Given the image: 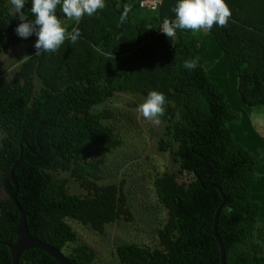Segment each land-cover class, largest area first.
<instances>
[{
	"label": "trees",
	"instance_id": "trees-1",
	"mask_svg": "<svg viewBox=\"0 0 264 264\" xmlns=\"http://www.w3.org/2000/svg\"><path fill=\"white\" fill-rule=\"evenodd\" d=\"M31 3L25 0L22 10L28 21L35 19ZM104 3L67 28H79L75 43L66 39L57 51L36 54V35L19 37V15L0 0V55L22 45L29 56L0 80V186L6 194L0 200V264H12L6 245L16 243L20 222L9 176L17 163L12 176L31 236L72 264L94 263L91 249L73 245L76 234L66 220L103 233L106 225L131 219L121 184H98V159L120 141L105 123L109 113L95 108L118 93L146 98L150 91L166 98L159 150L178 169L153 182L168 212L158 246L119 245L120 263L220 264L211 233L222 202L210 188L215 185L226 197L217 223L226 264H264V138L250 117L254 107L264 109V0H225L231 10L226 27L214 24L207 33L177 29L172 38L160 29L164 19L175 18L177 0H162L149 19L136 0ZM125 6L130 11L121 23ZM56 15L65 18L60 6ZM110 53L113 58L105 55ZM194 58L195 69L183 67ZM59 172L85 194L68 193V179ZM19 264L58 263L34 249L23 252Z\"/></svg>",
	"mask_w": 264,
	"mask_h": 264
},
{
	"label": "rangeland",
	"instance_id": "rangeland-1",
	"mask_svg": "<svg viewBox=\"0 0 264 264\" xmlns=\"http://www.w3.org/2000/svg\"><path fill=\"white\" fill-rule=\"evenodd\" d=\"M3 1L13 13L10 0ZM141 10L138 9V12L146 19L154 16L151 11ZM61 23L67 29L74 21L65 17ZM26 55L27 47L22 45L1 54L0 80L14 75ZM35 84L37 91L40 83L36 80ZM144 99L142 96L118 93L95 108L96 111L106 110L109 113L110 117L105 123L114 130L120 141L115 151L98 159V184H121L131 219L106 225L103 233L78 221L66 220L76 234L73 245L84 244L94 252L93 264H121L115 250L123 244L154 249L159 243L157 233L167 220L168 212L159 204L153 182L158 176L176 172L178 165L169 153L159 150V140L164 138L167 124L163 117H160L161 123L155 125L138 112V106ZM250 117L255 131L264 138V109L254 107ZM3 137L4 133L0 131V141ZM58 177L68 179V193L77 196L85 194L68 173L59 172ZM186 179L178 178L179 182ZM4 198L6 194L0 186V200Z\"/></svg>",
	"mask_w": 264,
	"mask_h": 264
},
{
	"label": "clouds",
	"instance_id": "clouds-1",
	"mask_svg": "<svg viewBox=\"0 0 264 264\" xmlns=\"http://www.w3.org/2000/svg\"><path fill=\"white\" fill-rule=\"evenodd\" d=\"M10 4L13 7L12 14H18L22 21L14 31L24 39L33 33L36 35L37 39L34 44L36 54L55 52L66 39L75 43L80 36L78 27H73L71 33L67 32L66 26L57 18V6H60V10L68 20L74 21L77 25L85 15L92 16L98 9L105 7L104 0H32L30 11L35 19L28 21L22 11L25 0H10ZM129 11L130 8L125 6L120 16L121 23L126 20ZM171 11L175 13V18L164 19L160 29L167 38L175 37L177 29L194 32L203 30L207 33L214 24L226 27L231 17V10L225 0H177ZM96 50L100 51L98 47ZM105 55L113 58L112 53ZM28 57L25 56L24 59ZM197 65L198 58L183 62V67L186 69H195ZM165 103L166 98L163 93L150 91L139 104L138 112L143 118L159 125L160 117L164 114Z\"/></svg>",
	"mask_w": 264,
	"mask_h": 264
},
{
	"label": "water",
	"instance_id": "water-1",
	"mask_svg": "<svg viewBox=\"0 0 264 264\" xmlns=\"http://www.w3.org/2000/svg\"><path fill=\"white\" fill-rule=\"evenodd\" d=\"M19 163H17L10 171L9 176H10V180L12 182V185L14 186V191L12 192V201L19 213L20 216V222L17 226L16 229V243L15 244H7V248L10 252L11 255V259H12V264H19V260L20 257L22 255L23 252L28 251V250H41L42 252H44L45 254H47L48 256H50L51 258H53L58 264H72V262L70 260H68L67 257H65L58 249L50 246L47 243H44L42 241H40L39 239L31 236V234L29 233L27 224H26V212H24L23 208L21 207V205L19 204V202L17 201V192H18V185L16 184L14 178H13V172L14 170L17 168ZM215 188L219 191V194L222 198V202L221 204L218 206L216 212H215V216H214V221H213V229H212V235L218 245L219 251H220V264H226V260H225V248L224 245L222 243V241L220 240L218 234H217V223H218V218H219V214L222 210V208L224 207L225 203H226V197L223 195L222 190L217 187V186H211L210 187Z\"/></svg>",
	"mask_w": 264,
	"mask_h": 264
},
{
	"label": "built area",
	"instance_id": "built-area-1",
	"mask_svg": "<svg viewBox=\"0 0 264 264\" xmlns=\"http://www.w3.org/2000/svg\"><path fill=\"white\" fill-rule=\"evenodd\" d=\"M136 2L140 9L156 12L162 3V0H136Z\"/></svg>",
	"mask_w": 264,
	"mask_h": 264
}]
</instances>
